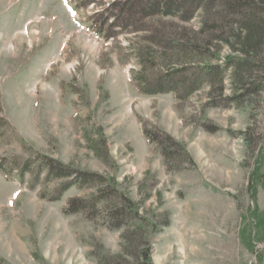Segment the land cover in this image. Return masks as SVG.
<instances>
[{
  "label": "rangeland",
  "instance_id": "obj_1",
  "mask_svg": "<svg viewBox=\"0 0 264 264\" xmlns=\"http://www.w3.org/2000/svg\"><path fill=\"white\" fill-rule=\"evenodd\" d=\"M148 1L0 0V264L119 255L123 200L154 264H264V70L238 82L227 45L192 41L201 12L145 18Z\"/></svg>",
  "mask_w": 264,
  "mask_h": 264
},
{
  "label": "trees",
  "instance_id": "obj_2",
  "mask_svg": "<svg viewBox=\"0 0 264 264\" xmlns=\"http://www.w3.org/2000/svg\"><path fill=\"white\" fill-rule=\"evenodd\" d=\"M131 2L136 5L142 0H126L124 4H130ZM147 5L148 7L144 10L143 16L151 19L161 15L189 22L198 12H201L203 19L206 18V21L202 23V30L197 34L199 37L192 41L197 42L198 45L208 46L209 51L214 48L215 43L227 45L235 55L227 58L225 63L227 69L232 70L235 77H238V82L241 83L246 78H255L256 75L259 76L263 72L264 0H152L151 2L148 1ZM220 48L218 47L219 50ZM219 50L216 57H218ZM199 51L200 47L198 46L196 52ZM254 68L259 70L255 72ZM181 74L183 72L176 75L180 76ZM204 75L213 81L221 80L223 71L220 70V66H213ZM175 77L169 76L160 80L161 82L153 86L157 89V92L147 93L174 91L171 88L170 90L169 87L173 86L175 88L176 84L171 80ZM146 86L149 87L150 85L146 84ZM193 89L196 88L193 87ZM145 134L148 136L149 132L145 130ZM168 139L174 143L171 138ZM175 145L181 147L178 143H175ZM162 153L165 158L169 156L167 148L162 147ZM48 174L55 177V179H68L71 178L73 172L66 170L62 164H54V167H48ZM80 175V179L85 182H95L98 179H103L93 174ZM73 183L76 182H71L70 186ZM111 183L114 184L113 181ZM108 187L113 193H117L114 185ZM108 205L110 228L122 231V252L117 256L105 255L99 259V264H154L152 261V240L149 232L152 226L138 217L134 205L130 201L123 200L122 204L112 202ZM124 221H127V223L123 224ZM129 222H132V224L130 225Z\"/></svg>",
  "mask_w": 264,
  "mask_h": 264
},
{
  "label": "bare ground",
  "instance_id": "obj_3",
  "mask_svg": "<svg viewBox=\"0 0 264 264\" xmlns=\"http://www.w3.org/2000/svg\"><path fill=\"white\" fill-rule=\"evenodd\" d=\"M75 14V13H74ZM28 31V30H27ZM27 34H29V33H24V35H27Z\"/></svg>",
  "mask_w": 264,
  "mask_h": 264
}]
</instances>
